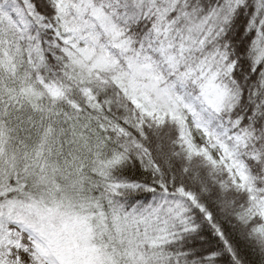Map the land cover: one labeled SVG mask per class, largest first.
<instances>
[{
  "label": "snow or ice",
  "instance_id": "1",
  "mask_svg": "<svg viewBox=\"0 0 264 264\" xmlns=\"http://www.w3.org/2000/svg\"><path fill=\"white\" fill-rule=\"evenodd\" d=\"M0 264H264V0H0Z\"/></svg>",
  "mask_w": 264,
  "mask_h": 264
}]
</instances>
